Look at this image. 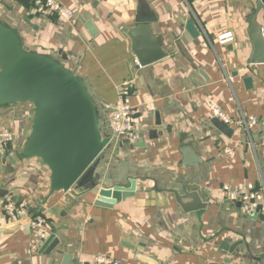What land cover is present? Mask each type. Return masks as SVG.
<instances>
[{
    "label": "crops",
    "instance_id": "obj_1",
    "mask_svg": "<svg viewBox=\"0 0 264 264\" xmlns=\"http://www.w3.org/2000/svg\"><path fill=\"white\" fill-rule=\"evenodd\" d=\"M59 1L74 12L72 20L36 14L31 0H0V26L28 53L81 81L104 144L94 171L100 181L88 190L52 192L50 169L23 155L35 106L0 104V129L12 132L0 158V264H91L96 256L121 264H264V214H245L220 196L223 185L264 183V65L247 64L252 15L264 32V7L256 12L260 0ZM137 18L149 20L167 55L144 68L137 67L122 32L136 26ZM190 21L195 37L186 30ZM225 33L233 41L218 44ZM128 80L136 91L131 104L142 139L108 145V108ZM210 103L234 121L251 116L257 125L222 132ZM132 180V198L112 208L94 206L100 188H128ZM173 192L183 204L191 202L188 193H197L204 208L183 211ZM9 200L44 213L49 236L58 240L54 250L29 252L28 230H16L3 216L1 206Z\"/></svg>",
    "mask_w": 264,
    "mask_h": 264
},
{
    "label": "water",
    "instance_id": "obj_2",
    "mask_svg": "<svg viewBox=\"0 0 264 264\" xmlns=\"http://www.w3.org/2000/svg\"><path fill=\"white\" fill-rule=\"evenodd\" d=\"M264 7L260 0L258 12ZM149 20L137 18L136 26L122 32L131 41L138 68L154 64L167 55L152 36ZM85 28L91 36L95 30L90 22ZM190 36L196 30L190 21L186 26ZM248 35L252 54L248 65H264V32L255 22V15L249 19ZM30 102L35 106V119L31 136L24 148L26 157H38L51 172V190L69 191L73 187L88 190L98 186L100 176L95 174V163L104 150L103 140L97 127V112L81 81L69 74L53 61L30 54L19 39L8 29L0 26V104ZM215 120L222 132L231 129ZM135 182L128 188H100L94 206L112 208L115 204L132 198ZM174 197L185 212L204 208L197 193H188L191 202L183 204L181 197ZM58 245L53 235L41 246L40 254H49ZM228 252H232L233 248Z\"/></svg>",
    "mask_w": 264,
    "mask_h": 264
},
{
    "label": "built area",
    "instance_id": "obj_3",
    "mask_svg": "<svg viewBox=\"0 0 264 264\" xmlns=\"http://www.w3.org/2000/svg\"><path fill=\"white\" fill-rule=\"evenodd\" d=\"M31 1L34 12L43 17L52 16L59 22H68L74 18V12L63 6L59 0ZM185 1L201 3L205 0ZM232 41L233 35L231 33H225L217 37V42L220 45H226ZM136 65L138 66L137 62ZM135 94L136 91L132 88L131 80L125 81L117 87L118 100L114 105L108 108L109 110L106 115V129L110 132L108 145L120 141L136 144L142 139V134L137 123V110L131 104V100ZM208 109L213 118L228 128L232 126L238 129L243 128L248 131L257 125V120L251 116L234 121L218 106L212 103L208 104ZM11 142L12 135L6 130H0V158L7 154ZM261 146L264 147V141L261 143ZM227 153L230 155L232 154L230 151H227ZM220 196L226 203L238 206L245 214H264L263 182H259L256 185L247 184L242 188H231L227 185H223L220 189ZM1 209L5 220L17 225L16 230H28V250L31 254L38 253L49 236L48 224L44 213L32 214L29 206L25 202H16L13 200L4 202ZM91 264H121V262L109 257L96 256Z\"/></svg>",
    "mask_w": 264,
    "mask_h": 264
},
{
    "label": "rangeland",
    "instance_id": "obj_4",
    "mask_svg": "<svg viewBox=\"0 0 264 264\" xmlns=\"http://www.w3.org/2000/svg\"><path fill=\"white\" fill-rule=\"evenodd\" d=\"M0 130H6V131H8V132H9V134H11V135H12V132H11L10 130H8V129H0Z\"/></svg>",
    "mask_w": 264,
    "mask_h": 264
}]
</instances>
